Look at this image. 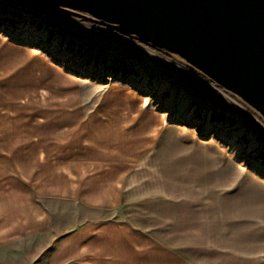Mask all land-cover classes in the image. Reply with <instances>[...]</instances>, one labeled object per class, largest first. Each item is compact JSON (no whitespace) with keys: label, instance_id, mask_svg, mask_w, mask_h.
I'll return each instance as SVG.
<instances>
[{"label":"crops","instance_id":"obj_1","mask_svg":"<svg viewBox=\"0 0 264 264\" xmlns=\"http://www.w3.org/2000/svg\"><path fill=\"white\" fill-rule=\"evenodd\" d=\"M31 61L20 42L0 41V177L36 186L46 203L81 220L74 264L85 256L87 264H264V221L256 212L264 181L241 163L238 148L224 144L220 129L179 122L155 96L119 84L97 102V92H87V112L65 113V104L79 105L80 88H65L64 70L54 64L35 69L33 83ZM17 89L28 105L38 91L41 111L24 116L22 146ZM64 116H72L71 129ZM20 153L25 168L35 162L24 178L14 171ZM39 211L48 216L47 207Z\"/></svg>","mask_w":264,"mask_h":264},{"label":"rangeland","instance_id":"obj_2","mask_svg":"<svg viewBox=\"0 0 264 264\" xmlns=\"http://www.w3.org/2000/svg\"><path fill=\"white\" fill-rule=\"evenodd\" d=\"M0 41L20 42L31 52L33 72L26 76L33 83L39 81L34 70L42 65L63 68L65 88H80L79 105L65 104V113L78 107L87 112V92H97V102L110 84L135 86L155 96L163 104L160 108L174 112L177 121L192 126L203 123L202 130L207 131L220 129L224 144L238 148L241 163L264 181L262 116L232 93L194 74L181 57L155 49L87 13L41 5L36 0H0ZM3 95L1 92L0 101ZM14 96L15 124L20 130L17 143L22 146L24 116L41 115L39 92L32 95L31 105L24 104L23 91L17 89ZM73 98L71 91L65 92V101ZM72 121V116H64L65 130L71 129ZM35 123L39 122L33 121L27 128L34 129ZM64 140L70 142L71 136ZM18 155L14 171L24 178L35 170L34 157L25 168L22 153ZM31 187L0 177V264H74L82 235L73 237V231L81 220L72 216L69 207L46 203L33 190L36 186ZM40 205L48 208V216L39 211ZM256 212L263 222L264 201L256 205ZM84 261L87 264L89 257Z\"/></svg>","mask_w":264,"mask_h":264},{"label":"water","instance_id":"obj_3","mask_svg":"<svg viewBox=\"0 0 264 264\" xmlns=\"http://www.w3.org/2000/svg\"><path fill=\"white\" fill-rule=\"evenodd\" d=\"M36 1L87 13L181 57L264 119V0Z\"/></svg>","mask_w":264,"mask_h":264},{"label":"bare ground","instance_id":"obj_4","mask_svg":"<svg viewBox=\"0 0 264 264\" xmlns=\"http://www.w3.org/2000/svg\"><path fill=\"white\" fill-rule=\"evenodd\" d=\"M142 110V109H141Z\"/></svg>","mask_w":264,"mask_h":264}]
</instances>
